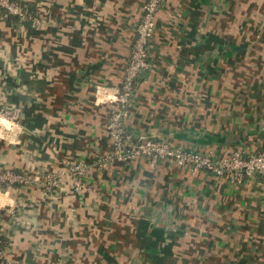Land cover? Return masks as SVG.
Listing matches in <instances>:
<instances>
[{
  "label": "crops",
  "instance_id": "1",
  "mask_svg": "<svg viewBox=\"0 0 264 264\" xmlns=\"http://www.w3.org/2000/svg\"><path fill=\"white\" fill-rule=\"evenodd\" d=\"M0 8V188L12 264H264V172L232 180L169 158L98 164L145 0H20ZM38 17L39 22H35ZM122 125L210 152L264 150V0H161ZM85 163L83 185L66 173Z\"/></svg>",
  "mask_w": 264,
  "mask_h": 264
},
{
  "label": "built area",
  "instance_id": "2",
  "mask_svg": "<svg viewBox=\"0 0 264 264\" xmlns=\"http://www.w3.org/2000/svg\"><path fill=\"white\" fill-rule=\"evenodd\" d=\"M160 2L161 0H145L143 3L142 14L135 27V36L125 66L123 80L112 98L119 101L120 107L112 112L107 124L111 135V148L107 155L99 159L98 164L106 166L109 163L124 162L138 156H145L151 162L169 158L177 163L188 165L193 170L204 168L216 175H227L232 180H241L244 175H251L254 172H264V150L249 155L233 152L215 159L210 152L180 148L159 137L134 139L130 133L125 131L122 125V115L131 98L136 79L148 63V44L156 26V11ZM0 8L9 14L23 15L25 13L20 0H0ZM34 20L39 22L40 19L34 17ZM0 117L2 120H12L13 113L7 108H0ZM1 119L0 122H2ZM64 164L65 169L49 171L42 177V185L47 191L59 186L66 173L71 175L75 189L78 190L82 187V177L86 171L85 163L64 161ZM26 181H28V177L24 173L10 167H0V188L3 185ZM0 264H12L4 257L1 233Z\"/></svg>",
  "mask_w": 264,
  "mask_h": 264
},
{
  "label": "trees",
  "instance_id": "3",
  "mask_svg": "<svg viewBox=\"0 0 264 264\" xmlns=\"http://www.w3.org/2000/svg\"><path fill=\"white\" fill-rule=\"evenodd\" d=\"M21 2V1H20ZM22 3V2H21ZM1 238H2V246L4 247V245H5V243H4V241H3V237L1 236Z\"/></svg>",
  "mask_w": 264,
  "mask_h": 264
},
{
  "label": "rangeland",
  "instance_id": "4",
  "mask_svg": "<svg viewBox=\"0 0 264 264\" xmlns=\"http://www.w3.org/2000/svg\"><path fill=\"white\" fill-rule=\"evenodd\" d=\"M2 121H4V120H2Z\"/></svg>",
  "mask_w": 264,
  "mask_h": 264
}]
</instances>
